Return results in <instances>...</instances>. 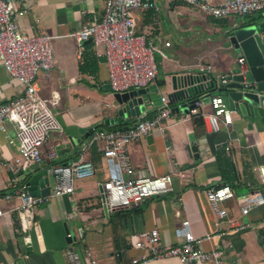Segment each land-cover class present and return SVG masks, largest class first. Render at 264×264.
Segmentation results:
<instances>
[{"label": "crops", "instance_id": "crops-1", "mask_svg": "<svg viewBox=\"0 0 264 264\" xmlns=\"http://www.w3.org/2000/svg\"><path fill=\"white\" fill-rule=\"evenodd\" d=\"M104 3L105 0H27L26 13L18 17L19 28L24 33L44 31L50 36L52 67L40 69L36 78L40 96L48 98L53 92L59 96L54 111L61 130L51 131L43 147L45 154L51 147L56 155L43 157L17 177L20 187H26L33 195L48 197L27 213L32 219V228L27 233L21 232L15 209L18 200L12 193L13 174L6 163L17 154V148L0 131V209L3 212L0 264H70V249L80 253L88 250L101 264H183L176 257L146 258L132 263L142 251L133 248L131 240L139 232L157 228L159 245H174L177 243L174 229L184 219L190 221L193 235L202 239L200 248L209 250L217 246L223 251V264H264V241L259 232L264 229V205L242 214L237 203L238 196L254 190L264 193V185L259 184L254 170L258 165L264 167V124L261 122L251 124L234 111L229 126L222 125L220 131L209 132L203 121V133L195 135L191 114L179 107L187 100L172 103V114L164 121L165 130L153 129L130 142L127 148L130 176L172 173V190L129 207L107 209L102 205L100 183L108 178V168L98 145L87 147L96 130L123 129L136 119L154 116L159 105L157 96H168L174 91V76L201 73L198 64H211L213 76L234 75L238 66L236 58L244 55L234 50L229 36L236 26L257 24L264 38V11L216 19L190 5L163 0L158 1L159 10L153 17L135 12L138 31L162 37L158 45L165 57L155 53L156 82L139 88L145 90L138 94L144 107L133 115L119 117L116 93L108 85L107 66L100 55L103 48L86 41L80 51L72 35L86 20L98 19ZM164 41L169 46H164ZM22 89L0 63V104L13 100ZM146 94L154 96L146 97ZM214 94L220 95V92L215 90ZM198 110L202 114L211 112L212 108L208 101L201 100ZM114 119L116 122L109 121ZM218 150H224V156L233 163L240 185L234 189L235 196L221 202L227 215L215 223L216 214L210 207L207 192L226 186L231 189L224 182ZM84 152L93 162L95 173L75 179L71 194L51 197L55 180L48 172L49 167L78 160ZM250 175L252 180L248 178ZM5 192L12 193V197L4 198ZM230 220H236L244 228L233 231Z\"/></svg>", "mask_w": 264, "mask_h": 264}, {"label": "built area", "instance_id": "built-area-1", "mask_svg": "<svg viewBox=\"0 0 264 264\" xmlns=\"http://www.w3.org/2000/svg\"><path fill=\"white\" fill-rule=\"evenodd\" d=\"M85 1V0H82ZM158 1L163 0H105L102 14L98 19L86 20L80 29L72 33L79 50L83 43L90 40L95 46H101L100 54L107 66V82L115 93H123L132 89L144 88L155 84L157 65L155 53L165 57L158 43L163 41L158 34L149 36L137 30L134 17L135 12L159 10ZM197 9L201 14L216 19L229 16H246L254 12L264 11V0H173ZM27 0H0V63L8 75L22 85V93L8 103L0 104V131L4 133L8 142L17 148V154L7 163V169L13 174L12 186L16 206L20 217L21 232L27 233L32 228V219L27 213L47 201L48 197L33 195L26 187L18 185V175L24 170L37 165L43 157L53 158L54 148H49L46 154L43 147L49 140L51 131L61 130L54 107L58 102V94L43 98L39 94L36 74L41 70L52 67V52L50 36L44 31L34 34L24 33L18 24V17L26 13ZM169 46L168 41L163 42ZM80 54V53H79ZM238 73L246 71L243 56L236 58ZM198 71L208 74L213 80L216 90H220L229 82L225 74L213 76L211 64H198ZM244 87L248 86L243 81ZM200 101L189 110L190 114L198 113ZM209 104L212 111L202 113V119L209 132L220 131L222 125L232 123L231 114L234 110L228 108L221 95H211ZM172 114V106L167 96H159L156 114L152 117L136 119L126 128H108L96 130L87 142L89 148L97 144L102 152L108 168V178L100 183L101 203L107 209L134 206L150 197L168 194L172 190L173 175L167 173L161 176H130L128 144L135 139L149 134L153 129L165 130L164 121ZM10 132L13 136L10 137ZM228 150V146L226 147ZM260 185H264V167L254 168ZM48 172L54 177L55 184L51 197L69 195L74 191V180L91 177L95 167L88 153L75 161L65 164H53ZM12 193H3L9 199ZM235 196L232 189H210L207 198L210 207L216 214L218 223L227 212L220 204L224 200ZM237 203L242 214L251 209L264 205V193L254 190L246 195L238 196ZM3 215L0 209V216ZM232 230L243 229V224L230 220ZM177 243L171 246L159 245L157 228L139 232L132 237V247L142 251L140 257L133 258L132 263H138L146 258L176 257L183 264L194 262L206 263L213 261L223 264V251L214 246L209 250L199 247L201 238H196L191 230L188 219L174 229ZM67 237L71 238L70 233ZM70 264H101L90 251L82 253L70 249L68 252Z\"/></svg>", "mask_w": 264, "mask_h": 264}, {"label": "water", "instance_id": "water-1", "mask_svg": "<svg viewBox=\"0 0 264 264\" xmlns=\"http://www.w3.org/2000/svg\"><path fill=\"white\" fill-rule=\"evenodd\" d=\"M229 41L233 44L234 50H240L244 55L246 71L244 77L238 72L228 76L229 82L218 91L224 93L225 98L223 99L229 109L236 111L251 124L258 121L264 124V38L259 32L258 25L252 24L234 27ZM172 80L174 91L167 97L171 103L187 100L179 106L182 112L187 111L188 113L197 101L209 102L212 92L216 90L213 80L205 73L174 76ZM244 80L248 83L247 87L243 85ZM206 90L209 92L202 94ZM140 93H145V90H131L115 94L119 105L117 110L119 117L133 115L144 107L143 99L138 95ZM152 96L154 95L146 94V97ZM116 120L109 121L116 122Z\"/></svg>", "mask_w": 264, "mask_h": 264}, {"label": "trees", "instance_id": "trees-1", "mask_svg": "<svg viewBox=\"0 0 264 264\" xmlns=\"http://www.w3.org/2000/svg\"><path fill=\"white\" fill-rule=\"evenodd\" d=\"M143 14H147L151 17L154 16L155 12L153 10H146L144 12H142ZM141 32V31H139ZM199 96V95H197ZM194 96V97H197ZM171 106H173V104L170 102ZM191 118H192V124L194 127V132L195 135H200L201 133H203V119H202V115L201 112L195 113V114H191ZM222 159V160H221ZM217 160L219 161V166L221 167L223 174H224V182L231 187L232 191L234 192V189L237 188L240 184L239 183V175L237 173V170L235 169L233 163L231 161H229L226 156H224V150H218V154H217ZM222 161V162H221ZM249 180L251 179V175L250 177H248ZM246 179L243 180L244 183H246ZM260 236L263 238L264 241V229H261L260 231Z\"/></svg>", "mask_w": 264, "mask_h": 264}, {"label": "rangeland", "instance_id": "rangeland-1", "mask_svg": "<svg viewBox=\"0 0 264 264\" xmlns=\"http://www.w3.org/2000/svg\"><path fill=\"white\" fill-rule=\"evenodd\" d=\"M235 71L238 72V71H239V68L236 67V68H235ZM220 95L222 96V98H225L224 93H220ZM76 246H77V245H76Z\"/></svg>", "mask_w": 264, "mask_h": 264}]
</instances>
